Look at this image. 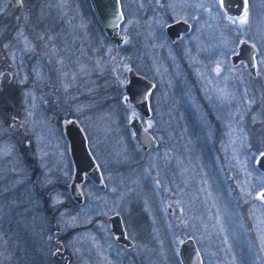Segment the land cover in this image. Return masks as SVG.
<instances>
[{
  "label": "rangeland",
  "instance_id": "1",
  "mask_svg": "<svg viewBox=\"0 0 264 264\" xmlns=\"http://www.w3.org/2000/svg\"><path fill=\"white\" fill-rule=\"evenodd\" d=\"M119 2L123 15L120 25L123 44L137 41L138 46L128 53V61L125 57L121 59L115 78L121 80L122 86L129 67L144 73L154 83L148 97L151 96L153 111L157 114L156 120L151 116L143 119L131 104L123 100V93L122 102L128 104L125 123L127 125L129 119L137 116L143 126L153 132L158 146L143 156H112L119 146L113 145L114 141L108 138V122L104 120V113L98 118L99 115H80L81 103L75 100V96L95 88L91 82L92 74L94 71L100 74L103 69L94 52L99 49V52L102 50L100 53H109L112 46L101 38H97L95 45L92 44L94 47L89 45L86 16L77 3L54 0L52 5L55 8L49 7V4L36 8L32 19L28 11L22 10L20 15L27 25H21L10 42L8 38L4 41L6 31L3 30L10 23L9 17L15 20L17 16L12 15L9 0H0V62L3 60L7 64V70L17 87L20 99L18 125L26 133L25 139L9 133L7 138L16 141L15 147L14 143L0 140V162L1 156H6L7 152H18L19 145L25 140L28 144L26 152L37 156L41 163L47 165L44 171L47 187L57 190L55 184L62 178L67 184L70 173L64 172L62 165V175L56 170V163L68 156L62 123L69 117L60 119L58 123L56 117L47 111V98L55 96L51 100L58 102L55 106H63V109L71 101V112L79 115L78 121L82 122L79 125L88 150L100 165L105 184V190L101 192L85 180L79 186L84 204L75 214L55 219L61 238L58 239L72 264H108L111 252L118 256L104 221L107 214L115 211L121 214L127 234L133 241L128 255L121 253V257L126 259L125 264H132L129 262L130 256L142 260L144 264H172L170 255H175L186 228H189L187 225L196 224L202 218L204 226L206 219L207 237L218 236L220 229L227 224L226 219L234 218L233 215L240 221L244 217L251 221L255 233L252 240L259 247L257 252L253 248L256 259L252 261L261 264L260 261L264 262V199L257 194L264 188V172L256 173L253 170V160L260 152L255 153L247 145V127H242L244 106L248 109L252 103L244 88L245 73L248 71L242 63L231 66L228 60L240 41H234L232 34L235 28L233 32L229 28L242 29L247 24L246 5L241 15L230 16L220 8L219 0ZM175 19L190 22L192 29L170 43L163 28L168 20ZM36 20L41 22V26ZM58 20L61 23L56 25ZM221 23L227 27H222ZM246 41L257 49L256 73L264 79V24L254 31V40ZM48 72L54 75L52 82L47 78ZM3 86L7 89L6 85ZM79 88V92L74 91ZM257 99H260L259 93L254 95V101ZM166 115L168 118L162 119ZM190 116H193L198 132L192 136V123L187 120ZM216 118L221 130L218 135L221 136H218V156H213ZM156 126L161 128L157 133L153 131ZM128 131L132 137L129 127ZM249 142L253 147L254 143ZM200 143L202 145L198 146ZM204 149L209 156H203ZM2 166L1 171H6L7 165ZM217 174L223 184L221 189L217 187ZM146 178L154 188L150 198L143 195L142 182ZM190 181L196 189L194 199L197 202L194 204L202 206L196 207L195 215L189 218L186 209L190 194L185 189L191 184ZM56 192L48 201L49 210L54 211L52 206L60 200ZM238 194L242 202L249 203L246 214L239 210ZM91 198L93 206L89 207L87 200ZM133 204L140 205L152 222L151 217L155 218V228L158 222L152 241H142L132 232L130 207ZM91 210L100 218L98 221L90 220L93 214ZM240 221H235L236 228H239ZM88 224H92V227L88 228ZM190 228L193 226L190 225ZM53 230L47 225L45 236L41 240L37 237L42 242V256L39 257L38 246L31 248L22 236L13 234L6 224H0V264H48L45 257L51 256L55 248L52 243ZM247 235L248 232L244 238L241 235V241H245ZM190 236L201 244V249L204 248L206 236L202 231L190 232ZM246 248L249 249V246ZM211 250L207 254L200 253L202 264L239 263L238 257L235 258L232 253L226 255L224 252H214L213 248Z\"/></svg>",
  "mask_w": 264,
  "mask_h": 264
},
{
  "label": "flooded vegetation",
  "instance_id": "2",
  "mask_svg": "<svg viewBox=\"0 0 264 264\" xmlns=\"http://www.w3.org/2000/svg\"><path fill=\"white\" fill-rule=\"evenodd\" d=\"M190 25H191V23H190ZM191 29H192V26L190 28V31H191ZM188 33H186V34H188ZM183 35H185V34H183ZM7 38H8V40H10V42L13 39V37L12 38L7 37ZM174 42H170V43H174ZM238 63H242L244 65V63L242 61H240ZM244 67H245V65H244ZM3 70H7V69H1L0 72ZM7 71H9V70H7ZM255 72H256V66H255ZM255 75H256V73H255ZM252 77H254V76H252ZM11 83L13 85H15V82L12 78V74H11V77L8 81H3L2 79H0V91L2 90V86L4 84H11ZM153 85H154V83H153ZM122 92H123V90H122ZM149 108H150V106H149ZM150 116H151V109H150ZM217 116H218V114H217ZM13 118L17 119V121L14 124H13ZM143 119H146V118H143ZM18 121H19L18 117L9 116V120H8V122H6L5 125L0 123V140H2V141L4 140V142H8V144L14 143V147H15L16 141H14L13 139L7 138L9 136V133H13L14 135L18 134L21 137V139H25V137H26V135H25L26 133L23 131L21 126L18 125ZM188 123H192V121H189ZM157 144H158V142H157ZM27 145H28L27 142L24 140L22 142V144L19 145V147H18L19 151L18 152H16L15 154L12 152H7L6 156H1V158H2L1 161L3 162L2 165L6 164L7 168H6V171H4V172L1 171V168H3V166L0 164V224H6L8 226V228L11 229L12 233L14 232V233H17L19 236H22V238L25 240V242L28 245H30V247H32L33 249H36V246H38V248L40 250L39 251L40 254H38V255H39V257H41L42 256V253H41L42 252V247H41L42 242L38 241L37 237L41 240L45 236L48 219L51 222L52 228L55 229L52 232V243L55 246V244H54V231H56V239L57 240H59L58 237L60 236L59 229H57L55 226L56 217L59 216V218H62V217L71 216L78 211V209L81 205L84 204L85 199H84V196H83V194L80 190V187H79L81 185V183H83L85 180H88L92 183V185L94 186L95 189H97L98 191H101V192L103 190H105V184H104L102 176H101L102 169L100 168V165L97 164V162L95 161V159L92 156V158L96 164V167L100 173V176H101V179L103 182V187H99L90 178H88L87 176H84L82 181L78 184V189H79V193L81 196V201L77 202L76 200H74L71 197V195L69 193V183H70V180H71L72 174H73V164L71 161V157L68 153V145H67L68 156H64L63 157L64 159H62L61 162H59L60 164L58 162L56 163V170H58V172H60L62 175H64L62 170H60L61 169L60 166L63 165V171L69 172L71 175L69 182L66 184L65 179L62 178L61 180H59L55 184L57 186V190H51V188L49 186L47 187L46 174L44 172L47 165H45L44 163H41V160H38L37 156H34L33 154L26 152V146ZM214 145H215V153L213 154V156H218V119L217 118L215 119V141H214ZM203 156H205V155H203ZM2 162H0V163H2ZM216 183H217V187H218V174L216 176ZM185 190H186V193L190 194V196L193 198V199H191L190 196H188V200H187L188 203H187V209H186L187 212L186 213L188 214V216L190 218V217H193V215H195V211L198 208H200L202 206V204H199V205L194 204L197 202V200L194 199V195L196 193L195 184L193 185L191 182V184H189V186H186ZM56 191L59 193L58 197H60V200H58L55 203L56 205L52 206L54 211L50 210L49 216H48L47 211L49 208H47V204H48V201H51L52 194H54ZM92 199L93 198H91L90 200L89 199L87 200L89 207L93 206ZM217 200H218V198H217ZM198 206H200V207H198ZM196 207H198V208H196ZM247 207H248V204L245 205V208L242 211L243 214H246ZM130 209H131V211H130L131 216L134 213L135 214L138 213L140 215H143V216H141L142 219L139 221V223L137 222V224H134V225L132 224V228H131L132 232L142 241H146V240L152 241L154 239V236H155L153 231L157 230L158 222L156 221V228H155V218L151 217L154 220V222H152V219H150L148 217L146 212H143L140 209V205H138V204H133L130 207ZM138 209H139V211H138ZM90 213H93L90 217V220L92 222L98 221V219H100L97 215H95L94 210H91ZM115 213L118 214L120 217V221H121L125 236L131 241L130 246H125L123 244L118 243L114 239V236L110 232L108 217L111 214H115ZM204 220H205V222L203 221L204 226L201 223L202 218L200 220H197V222L195 221L196 224L193 222L192 224L187 225L189 228H186L187 231L182 237V239L184 237H191L192 238V240L194 241V244H195V246L199 252V255L202 252H204L205 254L208 253L207 251L212 252L211 249L213 248L214 252L216 250L217 252H219V254L223 253V252L226 255L230 254V253L234 254L235 258L238 257L237 261L240 264H253L254 263L252 260L254 258L256 259V255H255L256 253H255L253 248H255L256 252H257L259 250V247L252 240L255 237V233H254V230L252 228V223L247 217H244L243 221H240L238 219V217L235 218V221L236 220L240 221L239 222V228L235 227L234 218L229 219L228 221H226L227 222L226 226L220 229L221 230L220 235L219 234H218V236L209 235V237H207V235H206V223L207 222H206V219H204ZM230 220H231V222H230ZM104 221L107 224V229H108L111 241L115 245V248H116L115 250L117 251V255H118V256H116V255H114V252H111L109 254L110 257H109L108 264H125L126 259H125V257H123V258L121 257V253L123 252V253L128 255V253H129V251L133 245V241L127 234V230L125 228L122 216L119 212H116V211L111 212L105 216ZM89 223H91V222H89ZM89 225L90 224H88L87 227L91 228L92 224L90 226ZM190 225L193 226L192 229L190 228ZM198 225L202 226V228L200 229ZM75 228L78 229V227H75ZM197 230L199 233H200V231H202V233H204V235L206 236L204 239V242H206V244L204 245V248H202V249L200 247L201 244L200 243L198 244L195 237L190 236V232L191 233L193 231L197 232ZM238 232L243 236V238L245 237V233L248 232V235L246 236L245 241H241L242 237ZM237 233H238V235H237ZM168 236H169V234H168ZM247 245L249 246V249L246 248ZM167 246L170 247V244L167 243ZM199 248L201 249V252H200ZM53 251L51 252V257L54 260H56L58 263H60V264H69V263L72 264L69 260L68 255L65 254V252H64V247H63L62 253H56L55 256L52 255ZM200 257H201V255H200ZM129 259H130L129 262H131L132 264H144L142 260L138 261L137 258L135 260L133 257L130 256ZM239 263H237V264H239ZM257 263L259 264L258 261H257ZM201 264H202V259H201Z\"/></svg>",
  "mask_w": 264,
  "mask_h": 264
},
{
  "label": "trees",
  "instance_id": "3",
  "mask_svg": "<svg viewBox=\"0 0 264 264\" xmlns=\"http://www.w3.org/2000/svg\"><path fill=\"white\" fill-rule=\"evenodd\" d=\"M73 1L75 4L77 3L79 9L83 12V15L86 16V22L87 25L85 26L86 32L88 33V42L89 45L94 47V43H96L97 38H101L106 44L109 43L112 46V51L109 53H100L99 49H96L94 52V57L97 59V61H100L102 64V71L99 74L98 71H94L92 74L91 82L95 84V88H91L87 90V92H82L80 95L75 96V100H79V103H81V112L80 115H90L97 116L96 118L100 117V114L104 113L105 115V121L108 122V127L106 129L108 138H110L111 141H114V144H118L119 149L116 148L114 150V153H112V156H143L147 151L153 149H147L142 150L136 142L133 140V138L130 136L128 131V126L125 123L124 115L127 113L128 104H125L122 102L121 96L123 95L122 92V86H121V80L115 78V72H119L120 66H121V59L124 57L128 61V53L133 49V47H137L138 43L136 42H128V43H122L119 46L114 45L107 37L104 36L103 32L101 31L100 27L98 26L97 22L95 21V18L90 10L89 4L87 0H68ZM54 0H21V6L20 8H14L11 4V10L14 14L17 16L15 20H13L14 17H9V25L4 28V34H5V40L7 41V37H11L12 35L17 33V31L20 29L21 25L24 24V19L20 15L22 10L28 11L29 17L31 19L33 18L35 14L36 8H43L46 5L49 4V7L55 8L52 3ZM215 9H217L216 6H214ZM246 9L248 12V22L242 29H236V27L229 28V31L233 32L232 29H234V33L232 34L234 41L239 40H254V31H257L261 28V26L264 24V0H246ZM69 10L71 8L69 7ZM218 9V13H219ZM172 20H168L167 22H170ZM123 22V21H122ZM30 21L28 22V24ZM37 24H41L40 21L36 20ZM56 25L60 24L61 22L58 20V22H55ZM2 23H0L1 25ZM24 25H27L25 22ZM37 25V26H39ZM41 26V25H40ZM221 26L226 28L227 26L223 25L221 23ZM25 28V27H24ZM228 31V32H229ZM10 38V39H11ZM93 38V39H92ZM17 39H15L16 41ZM238 40V41H239ZM1 43V42H0ZM87 43V42H86ZM94 44V45H92ZM1 45V44H0ZM88 45V46H89ZM89 46V47H91ZM18 45H16V48ZM1 69H7V64L2 60L0 62V70ZM139 73V72H137ZM248 73V72H247ZM245 73V80H244V88H245V94L248 96V100H252V103L248 106V109L246 106H244V116L242 118V127L243 125L245 128L247 127L246 136H247V142L250 149L254 150L255 153H259L262 150H264V79L260 75H256L252 77L249 73ZM119 74V73H118ZM141 75H144V73H139ZM47 78H49V81L52 82L54 75L48 72ZM7 86V89H5V86H2V90L0 91V123L3 125L6 124L9 120V116H16L18 117V107H19V94L17 91L16 85L11 87V84H4ZM74 87H71V89ZM8 90V91H7ZM79 89H74V91L79 92ZM257 93L260 94V99H257L254 101V95ZM55 98V96L51 98H47L48 102V108L55 117L56 121L58 122L60 119L64 117L73 118L76 121L79 119V115L72 114L71 112V101L69 102V106L65 105L64 109L61 107L58 108V106H55L58 102H54L51 99ZM263 98V104L261 106L260 100ZM149 106L151 108V117L156 120L157 114L153 111L154 106L152 102L151 96L148 97ZM223 110V109H222ZM219 112V110H218ZM164 115V114H163ZM246 115V116H245ZM254 117H253V116ZM177 115L175 116V118ZM19 118V117H18ZM168 118L166 115L165 117H162V119ZM188 121H192V135H196L197 132V126L193 123L194 118L193 116H190L187 118ZM80 125H82L81 121H78ZM59 123V122H58ZM160 125V124H158ZM157 127V126H156ZM160 126H158L156 129H154V132H158L160 130ZM153 134V132H151ZM163 134V133H162ZM218 134H221L220 126L218 123ZM221 136V135H218ZM163 138V136H162ZM116 139V140H115ZM110 141V142H111ZM254 143V146H250V142ZM257 141L261 142L258 143ZM202 144H198V146H201ZM158 146V144H157ZM156 146V147H157ZM203 147V146H202ZM204 149V155L209 156V153H205ZM208 160H210L208 158ZM128 165V164H127ZM129 167V166H128ZM255 169H253L256 173H263L259 171L255 166ZM164 173H166L165 168L162 169ZM166 176V175H165ZM161 180V179H160ZM162 181V180H161ZM149 180L146 178L142 182L143 184V195H145L147 198L152 197L153 193L152 190L154 188L151 187L149 184ZM218 187L221 189L223 187V184L218 179ZM237 201L239 203L240 211H243L246 204H249L248 202H242V198L239 197V194L237 196ZM139 211V209H138ZM50 210L48 209L47 215L49 216ZM143 215L140 214H132V224H137L142 219ZM234 218H237V216H234ZM229 220V219H228ZM226 219V221H228ZM51 222L48 219L47 225L49 228H52L50 225ZM60 238V237H59ZM61 239V238H60ZM32 248V247H31ZM46 262L48 264H60L56 260H54L51 256L45 257ZM170 261L172 264H178L176 255L172 254L170 255ZM261 264H264L263 262H260ZM255 264V262L253 263Z\"/></svg>",
  "mask_w": 264,
  "mask_h": 264
},
{
  "label": "water",
  "instance_id": "4",
  "mask_svg": "<svg viewBox=\"0 0 264 264\" xmlns=\"http://www.w3.org/2000/svg\"><path fill=\"white\" fill-rule=\"evenodd\" d=\"M14 8H20V0H9ZM90 10L103 32L114 45L119 46L123 43V36L120 33V25L123 15L120 8L119 0H87ZM246 0H219V6L225 14L230 16L241 15ZM191 25L183 19H175L164 25L163 31L170 42H174L181 35L190 31ZM257 54L256 47L246 41L240 40L229 56L228 60L231 66L242 61L246 70L250 75L255 76V57ZM11 74L7 70L0 72V79L8 81ZM153 88V82L137 73L133 68L129 67L125 71V82L122 85L124 93V101L131 104L142 118L150 117V108L148 102V94ZM17 121L13 118V124ZM133 140L142 149L147 150L156 147L157 140L150 130L143 126L140 120L134 116L127 123ZM63 135L67 141L68 153L73 164V174L69 183V193L77 202L81 201L78 184L84 176L90 178L96 185L103 187V182L96 164L90 154L85 135L79 123L69 118L62 124ZM254 166L261 172H264V151L255 156L253 160ZM264 188L261 189L257 196L264 199ZM109 229L114 239L125 246H130L131 241L125 236L120 217L118 214H111L108 217ZM55 249L52 253H62L63 245L56 239V231H54ZM176 258L179 264H201V257L191 237H184L176 249ZM70 264V263H69Z\"/></svg>",
  "mask_w": 264,
  "mask_h": 264
},
{
  "label": "snow or ice",
  "instance_id": "5",
  "mask_svg": "<svg viewBox=\"0 0 264 264\" xmlns=\"http://www.w3.org/2000/svg\"><path fill=\"white\" fill-rule=\"evenodd\" d=\"M262 195H264V194H262Z\"/></svg>",
  "mask_w": 264,
  "mask_h": 264
}]
</instances>
